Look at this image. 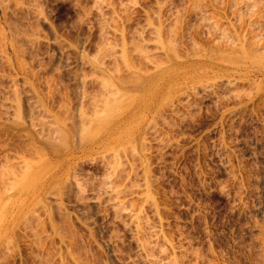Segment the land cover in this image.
Returning a JSON list of instances; mask_svg holds the SVG:
<instances>
[{
    "label": "rangeland",
    "instance_id": "rangeland-1",
    "mask_svg": "<svg viewBox=\"0 0 264 264\" xmlns=\"http://www.w3.org/2000/svg\"><path fill=\"white\" fill-rule=\"evenodd\" d=\"M0 1L6 3L0 4V33H2L5 29V37H7L9 42L11 43H15L17 41L16 43L18 45H20V43L21 45L26 43V45H23L24 47H30V45L33 47L35 46L34 49L38 47V51H36L37 49L34 50L32 47H30L29 50V52H31L30 56L34 53H37L38 56H35L36 54H34L33 57H28L32 60L34 59V57H36L35 60L30 63L33 64L38 60L42 64L40 65L39 62V65H37V62V64L34 63L33 65H36V68L31 64L33 68L37 70V78L36 81L33 82L35 84H39L38 89H41L39 88L41 86L43 88L42 90L46 91L48 90V86H52L50 84L47 86V83H44L45 81L48 83L50 82L51 78L49 80V78L46 79L44 77H48V75H51L52 73L57 75L59 77V80H61L57 83L59 85V88H57L60 90L56 88V91L54 90L53 92L57 93V90L60 92L63 91L67 93V97L63 92L62 93L64 95H60L58 94V92L54 95L55 97L53 96L55 99L51 97L52 99L50 98V100H48V103L50 102L49 105L54 107L57 105L56 107H58V103L61 102L60 99H62L63 96H65L64 101H67V98L70 97L68 101L71 100V103H69H73L72 105H74L77 98V89H75L76 82L75 79H73V71L75 68L76 70L78 68L79 71L81 67L78 66L75 62V59L77 58V55L74 54L75 48H71V50H73L72 52L70 49H68V52L66 48H64L63 50L61 46L59 47L60 44L58 43H60V41H62L61 43H63L64 41V44H66V42L72 41L73 44H76L74 46H82V48H85L86 50H84L89 53H93L95 51L96 47L101 43L100 37L96 35L98 34L99 30V21L98 26L95 25L97 22L96 19L100 20V16H97V14L92 9V11L95 13V15H93L92 12V16H97V18L92 17L91 13L89 12L91 18L89 22L91 23L87 25L86 21H84L86 20L87 16L86 14V17L83 16L84 12L81 13L82 8H80V6H82L87 7V9H91L90 6L92 4V0ZM209 1L206 0L202 2H205V5L207 6L206 3H208ZM235 1L237 4H240L237 2L239 0ZM248 1L249 0L245 1L249 3V5L246 4L245 7L243 5V3L245 2L242 3L241 0L239 1L242 3L240 6L236 3L234 4L233 0H213L211 2L212 5L208 4L209 9H207L208 6L205 7L203 5L204 7H202L204 9L201 8L196 11L195 9L199 8L201 0H193V2L197 3L196 5L194 3L195 8L193 9L191 8L193 7L192 0H167V2L164 0V2H166L167 4L169 2V4H171V7L173 6L175 8L174 9L172 7V10L174 12L171 9H168L169 11L171 10L170 13H174L172 14L173 16L170 15V13L165 14L166 9L168 8L167 6L169 5L165 4L167 6L164 9V17L166 16L167 19L169 18L168 20H166L165 18L166 23H168L170 19L172 20H170V23L173 22V19H175L174 17L176 16L180 17H176L177 19H179V21H177L178 23L181 22L184 26H181L183 32L180 34V39H178V46L180 48V51L183 53L188 49L189 51H198L200 46H203L207 49L209 47H212L211 45L215 44H212V40L214 39L211 40V38H213V34L215 35V32L213 34L212 32L215 30H212L214 28H211L209 27L210 25H207V22L210 23V21H207L205 23V17H203V19L196 18L200 16L196 13L203 10L205 11L203 12L205 15L208 12V14L206 15L207 17L209 15H212V17L210 16L211 19L215 17V19L212 20H216L218 18V24L223 25H220V27L228 28L225 29L226 32H228L227 34H229L231 31V34H229V36L231 35L232 37H230V46L236 39V41H239H235V43H244L245 47L248 46L246 47L247 49L252 48L253 50L254 47H256L254 45H257L261 41V37L262 41L264 40V9H262L264 7L261 5L259 7V0H257L258 4H254L253 1ZM115 2H117L116 5L119 4L118 0H112L113 4H115ZM141 2L144 6H149L151 4H154L155 0H145ZM190 2L192 3L191 6ZM250 2L256 5L255 7L253 5L255 9V11L253 10V12L251 11L253 7L250 6L252 5L250 4ZM33 3L37 6L42 5L40 10L42 9L41 11L43 12L41 14H43V16L30 10V6H32ZM24 5H29V7L27 6L26 8V6ZM105 5L106 4H104L103 7H105ZM197 5L199 6L197 7ZM235 5L239 7L237 8ZM1 7L5 8L2 9ZM243 7H245L246 9H244ZM211 8H214L215 10L213 9L214 11H212ZM259 8L262 9L261 18H257V16L260 15L256 14L260 12ZM236 9L237 14L235 13ZM238 9L241 11L239 12ZM247 9L250 10L251 13ZM135 10V13L133 11L129 12L130 14L132 13L131 16H134L133 18H130L131 16L128 13V15L130 16L128 20H130L131 23L129 21L126 22V24L128 23L127 26L129 25V23L131 26L136 24V22L143 23V13L142 11H140L141 9H138V11ZM193 10L194 12H196L194 13ZM177 11L179 12L177 13L178 15L176 14ZM254 12H256L255 14L257 16L251 15ZM239 13L240 15H238ZM170 16L172 17L170 18ZM81 17H84L85 19ZM253 17H255L256 19ZM80 19L83 21H81ZM208 19L209 17L206 20ZM251 19H255L254 21L261 20V24L260 22H258V24L257 21L253 22ZM250 20L252 22H250ZM83 22L85 25L83 24ZM249 22L251 24H249ZM255 23H257L256 25H261L262 27L258 26V30V27L255 25ZM90 24H94L95 29L92 27V25L89 26ZM31 26L32 28H35L33 29V31L31 30ZM204 26L206 28L208 26V28L204 29ZM128 27H126L127 31ZM210 28L212 31L209 32ZM260 28L263 29L261 31V34H263L261 37L259 36L261 35L259 32L261 30ZM20 29L21 31L23 29L21 35ZM36 29H39V32H37ZM25 30L26 32L27 30H31L28 32L29 34L33 32L35 33L36 31L37 34L39 33L38 36L41 37L42 40H40L39 38L38 41L36 40L35 45L30 43V45H28V40L20 38V36L25 37L22 35ZM26 32L24 35L27 34ZM208 32L211 33L212 36H210ZM255 33H258L257 35L259 37ZM3 34H1L0 37L3 38V36L5 35ZM9 34H12L13 37L15 36L14 39L19 36L18 38H20L21 40L18 38V40H12V35L10 36ZM16 34L18 35L16 36ZM254 34L255 36H257L255 37L256 39H260L259 41L258 39H254ZM234 35H236L237 37ZM54 36L57 37L55 38ZM5 37L3 38L5 40H3V43L2 40H0V105L3 100V102L5 101V103L2 102V104L6 107H9L6 103H10L9 101H11L10 99H12V97H9L10 99L7 98V91L9 92V90L13 86H10V88L7 87L9 83L15 86V83L10 81L11 77L17 80H15V82L17 86H19V81L24 82L23 76H26V74L23 73L21 69L17 68V70L22 71H20L22 74H16L18 72L14 68L17 66V62L16 59L15 62L13 60L15 58L13 46L17 47L18 45L15 44V46L14 44H12L7 47L8 44L6 43V46H4V42L8 41ZM111 37L112 36H110V38ZM193 39H195V41H198L197 45L199 46L196 50L195 48L197 47L195 46L197 45ZM252 40L257 41L255 42L256 44H253L254 42ZM191 41L193 46L195 44V48H193V46L192 48H190L192 44L190 45L189 42ZM221 41L219 43L222 48V46L224 47L226 46V44L225 42H223L224 39L222 41L223 43ZM37 42L38 44L36 45ZM249 43L251 44V47L249 46ZM260 43L263 47L260 46V44L259 46L261 49H263L261 50L259 48L258 50H261L263 52L264 43ZM1 45H3V48ZM227 45L229 46L228 42ZM228 46L224 47V49L226 50ZM232 47L233 46L229 48ZM3 49L4 51L7 49V52L10 51L11 55L9 53L8 56L6 51L2 52ZM9 49H12L13 53ZM33 50L34 53H32ZM61 50H63L62 53ZM227 50L231 52V49ZM192 51L189 52V54L192 53ZM235 51L236 49H234V51L232 50L231 54H233V52ZM237 51L239 53L238 48ZM254 51L257 52V47L254 49ZM1 52L4 54L6 53L5 55L8 56V58L10 57L9 59H11L12 56L14 65L11 60L9 61L10 63L7 62L8 60ZM65 52L67 53V55ZM27 54L29 55L28 52L26 53V55ZM40 56L42 58L41 61L39 60ZM64 57H68V59ZM60 59H62V62ZM63 60H65L66 63H64ZM66 60H69L70 63H68L71 65L67 64ZM29 61L30 60H28V62ZM11 65L15 67L12 66V68L10 67ZM37 66H40L41 68H38ZM86 69L89 68L86 67ZM14 70L16 71V73ZM257 71L258 70H256L255 72L251 71L250 74H246L245 72L231 73L229 76L221 74L210 79H208V77L206 78L205 75L200 73L193 79L183 80L181 85H178V87L175 86L167 88L165 93L167 94V99L161 104L159 114L155 116L154 125H152V128L148 131L146 136V148H143V150H145L143 151L145 153L143 158L144 163H142L143 165L138 162V159L140 158L136 154V152L138 151L136 146V149H134L137 151L134 152L133 150L134 154L132 150L129 149L131 147H126V145L129 146V143L124 145L120 149L124 150L126 147L125 153H127L124 154V151L122 150L123 152H121L123 154H120L121 152L119 151L118 155H120V158L125 159L123 160L124 162H122L123 167H121V170L119 169L121 171L119 172V174L121 175L117 176L118 178L114 176L115 178H117V180H115V184L113 185L114 180L111 179L113 180L111 184L114 187H119V185L120 187L123 186V191L119 187L121 190V194L119 193V198H123L121 199L126 202L128 209L132 210L134 208L133 210L138 211V209H141L143 211L144 208L145 211L142 215L144 216V218L149 217L148 219L145 218V220L147 219L148 222L150 221L149 223H152L151 225L154 224L155 227L159 223L163 226L161 227L159 226V224L157 227H159L161 231L164 230V232L162 233H164V236H166L165 238L169 242L171 241L170 243H173V248H176V252L173 251L176 255L174 256H178V258H175L173 256L172 250H166L168 247H170L168 246L165 248V253L162 252L165 255H163L162 253L159 254V250L158 252L155 251L156 254L158 253L162 257V260H166L172 255L171 257L173 259L175 258L176 260H178V264L179 262L180 264H264V75L259 74V72ZM19 75L22 76V78ZM15 77L19 78L17 79ZM39 77H41L42 79L40 78L41 80L38 81ZM58 77L55 78L56 81ZM44 84L46 87L44 86ZM19 87L22 88L23 84H21ZM5 92L7 94H5ZM25 92L27 91H24L22 93ZM22 95L20 96V98L23 97L21 99V105L23 106L22 109L24 112H22V115H24L25 118L28 116V119V114H30L28 113L30 110L28 108L29 106L26 107V97H28V94L26 93V97L25 94ZM3 96H5V99L9 101L6 102ZM64 101L62 99V103L68 104V102ZM72 105L69 106L72 107ZM10 111H12V109H9V111L7 112L9 113ZM4 112V107H2L1 105V120L4 121L5 119H8L7 117L9 116V118H11V115H9L11 113H9L8 116L7 113ZM19 132L10 127H0V157L4 158L5 154H7L8 157L10 156L12 158L16 154H25V152L27 153L29 151L28 141H26L27 139L24 137L23 133ZM130 144H132V146L134 147L133 143ZM130 151L132 152V154L128 156L129 153H131ZM108 154L109 155H107L106 158H103L100 155L101 157H91L89 159H84L79 163L76 172L81 177L79 178L78 176V178L82 181L81 182L79 180L81 188L84 187L82 190L83 192H85L86 198L82 196L84 195L82 191L79 192L77 190L78 188L76 187V185H74L75 183H72L66 189V194L61 202V205L63 206L59 207L57 205L56 207L57 209L61 208V211H57L55 208V204L53 205L55 208L53 209V217H55V219H58V221L61 223L63 218L66 217V213L68 212L67 215H69L68 218L70 219L69 225H72V227L70 225L71 228L75 227L74 231L75 233L77 232L76 238L79 237V239H77L78 241H69L70 238H68V236H72L73 230H71L68 226L67 227L69 228V230L68 228L67 230L71 231V233L68 231H63L67 234L65 235L64 233L65 237L63 236V238H68V240L61 238L62 233L60 231L62 230V228L59 229V232L56 235L52 231V226L50 227V220L45 216L43 219H48L44 221L46 223V231L48 232H44L42 235L43 238L41 244L43 245L39 247L36 246V244L34 245V242L32 241L33 238H30V233H28L26 230L24 231L23 229H21L20 233L17 236L18 239L16 241V245L9 248V253L7 251L5 252V254L7 253L6 255L2 254L0 256V264H68V262H70V264H73L74 262L73 260H71L72 258L69 257L71 255H69L68 253L71 251V249L75 253L83 252L82 256L83 258L85 257L88 260V264H146V262H144L145 260H143V258L141 259L142 255L140 256V251H138L139 246H137V236L135 234L134 227L131 226L130 228V226L123 225V222H126V219L127 223L129 222V217L127 215H124L126 214V212H123L122 215L118 214L115 216L111 206H108L111 204L114 198L111 197L109 199L107 198V194L104 195V193H106L104 192L105 185L110 184L108 183V180L110 179V177L108 176V173L110 171L109 165L111 166L113 163V154ZM110 155L111 157H109ZM132 155L135 157H132ZM134 158L136 159V162H138V164L140 163V165L137 166V164L134 163ZM129 160H132L131 162L133 164ZM147 163L148 166L146 165ZM130 165L136 166L135 169L133 166V172L130 168ZM122 169L124 170L122 171ZM130 170L132 173L131 176H129L131 178L130 181L132 180V182H130L128 179ZM146 172H150V175ZM144 182L146 183V187H143ZM124 185H126L127 187H125ZM148 185L149 187H147ZM107 188L108 186L106 187V189ZM145 188L147 192H150L149 194H152V197H150L151 199L149 200L153 201V203L150 202V205L148 201L145 202V197L144 200L140 199L143 198L141 196L143 194L142 191H144ZM138 190L141 191L142 194H140ZM77 191L82 194L77 193ZM78 194L81 195L82 198H85V200H81V196H79ZM96 196L97 201L95 198ZM127 198L129 201H131L129 202L128 200H125ZM99 200L101 201L98 202ZM63 211L66 213H63V218H61L60 216ZM42 212L44 211H40V214L44 216V213ZM58 212L61 213H59V218ZM119 215H121V217H119ZM68 218L66 217L67 222ZM119 220L121 222H119ZM151 225L149 226L150 229L148 228V226H146L147 230L149 229V232L146 231V229L144 230V232L146 231L148 235L147 236L145 233L144 236L148 237L149 240L150 238H153V236H150L151 234H149L151 233L150 231L152 229H157V227H153L151 229ZM68 233H70L71 236L70 234L68 235ZM71 238L73 239V236ZM160 240H163V238ZM160 240L156 242L153 238L150 241H153L152 244H154V241L157 244H162V241ZM66 242L68 244H66ZM69 243H75V245H70ZM157 244L154 245L156 246V249H159L157 247L159 245ZM78 246L81 248H85L86 246V249L82 248V251ZM161 246L163 248L164 244ZM64 251L68 253L67 258V254H62L65 253ZM72 251L71 254H73ZM84 253L86 255H84ZM58 256L61 260L65 258L62 261L66 262L68 257L69 260H67L68 262L66 263H62V261H60L59 259V263ZM161 257L158 258L157 256L159 260L161 259ZM87 260H85L86 264ZM162 260H160L159 262L163 263L164 260ZM164 264L169 263L167 261L166 263L164 262Z\"/></svg>",
    "mask_w": 264,
    "mask_h": 264
},
{
    "label": "bare ground",
    "instance_id": "bare-ground-1",
    "mask_svg": "<svg viewBox=\"0 0 264 264\" xmlns=\"http://www.w3.org/2000/svg\"><path fill=\"white\" fill-rule=\"evenodd\" d=\"M4 1H6V0H4ZM13 1H15V0H13ZM33 1H36V0H33ZM141 1H145V0H118L119 4L116 5L117 2H115V4H113L112 0L111 1L110 0L109 1L108 0H92V4L90 6L91 9H87V7L80 6V8H82L81 13L84 12L83 16H85V14L87 16L86 20H84V21H86L87 25L89 23H91L89 21L91 19L90 13L92 16V12H93L92 9L97 14V16H100V20L96 19L97 22L95 25L98 26V21H99V26H98L99 30H98V34H96V35H98L100 37L101 43L98 46L96 45L97 47H96L94 52L92 51L93 53H91V52L89 53V52L85 51L86 49L82 48V46L81 47H78L79 45L74 46L76 44H73L72 41H71L72 44L70 41H69L70 43L65 41L66 44H64V41H63V43H61L62 41H60V43H58V44H60L59 47L61 46V48H63V50H64V48H66L68 52H69L68 49L71 50V48H75L74 50L76 53L74 52V54L77 55V58L75 59V57H76V55H75L74 59L76 60L75 62L77 63V65L81 67V69L79 71H78V68H77V70L75 68L73 71L74 72V75H73L74 78L73 79H75V82H76L75 83L76 84L75 89H77L76 90L77 91L76 92L77 98H76V102L74 105H72L73 103L70 104L71 100L68 101V99H70V97L67 98V101H64V97L65 96L67 97V95H66L67 93H65L61 90L65 94V96H63V97L61 96L63 101L68 102V104L72 105V107L69 106L67 103H62V99H60L61 102L58 103V107H56L57 105L55 106L56 108L54 106L49 105L50 102L48 103V100H50L51 97H53L58 92H59L58 94H60V95L63 94L62 92L58 91L60 89H58L59 85L57 83H58V81H61V80H59V77L57 75H55L54 73H52L51 75H48V77H44L46 79L49 78V80L51 78V80H50L51 83L50 82L48 83L46 81L44 83H47L46 84L47 86L49 84L52 85V86H48V90L45 89L46 91L42 90L43 88L41 86L39 87L41 89H38L39 84H35L33 82V81H36V78H37L36 77L37 76V73H36L37 70L33 68V66H34L33 64L34 63L37 64L39 61L36 59L37 61H35L32 64L30 62H33V60H35L36 57H34L33 60L29 59V58L31 56L33 57L34 54H36L35 56H38L37 53H34V50L37 49L36 51H38V47H36V49H34L35 46L33 47L30 44L35 45L36 40L38 41L39 38H40V40H42L41 37L38 36L39 33L38 34L36 33V31L39 32L38 31L39 29L38 30L36 29V31L34 30L35 33L33 32V33L29 34L28 33L29 31H31V30L33 31V29H35V28H32V26H31V28H32V29L30 28L31 30H29V31L27 30V32L25 30L24 33L22 34L25 37L20 36V38H24L25 40H28L27 44L30 45V47H32L34 49L32 51V53H34V54H32L31 56H30L31 52H29L30 47L25 46L26 47L25 48L23 46V45H26L25 42H23L25 44H22V45L20 43L21 46L16 43L17 41L15 43L14 42L11 43V42H9L8 38L5 37L6 36L5 29H4L5 32L3 31L2 33H0V36H1V34L4 33L5 35L3 34L4 35L3 38L5 37L8 40V41L6 40L7 42H4V46H6V43L8 44L7 47H9V45H12V44L18 45L17 47L13 46L14 52H15V55H14L15 58L13 60L15 62V59H16L17 66L16 67L13 66L14 62L12 61V56H11V59H9L10 57L8 58L9 53H10L9 50H11L13 53L12 49H9L8 50L9 52L6 51L7 49L5 50L6 53L8 54V56L5 55L6 53L5 54L2 53V52H5L4 49L1 53L4 54V57L8 60L7 62H9L11 60V62L13 63V65H11L10 67L13 66V67H15L14 69H16V68L21 69L23 71V73L26 74V76H23L24 82L19 81L20 85L23 84L22 88L19 87L20 85L17 86V84L15 82L16 79H14L13 77H11V79H10L8 77L10 79V81L15 83V86L11 85L9 83L7 88H10V86L11 87L13 86L14 88L12 87L10 90L8 89L9 90V92L7 91L8 94L6 92H5V94H7L8 99H10L11 97H12V99H10L11 101H9V100L5 99V96H3L4 100H6V102L9 101L10 103H6L7 106H9V107H6L5 105L2 104V102H3V100H2L1 105H2V107H4V110H5L4 113H7V115L9 113H11V114H9V115H11V118H9L10 116L8 115L9 116V117H7L8 119H5L4 121L0 119V127L1 128L10 127V128L17 130L18 132L20 131L19 133L24 134V137L27 139L26 141H28V145H29V151L27 153L25 152V154H20V155L16 154L12 158L10 156H9L10 157L9 158L7 154H5L4 158L0 157L1 158L0 159V256L2 254H5V252H7V251L9 253V251H10L9 248L16 245V241L18 239L17 236L20 233L21 229H23L24 231L26 230L28 233H30V238L31 237L33 238L32 241L34 242L33 243L34 245L36 244V246H38V247L42 246L43 245V244H41L42 238H43L42 235L44 232H48V231H46L47 229H46V225H45L46 223L44 222L45 220H48V219L50 220V222H51L50 227L52 226L51 227L52 231L56 235L58 234L59 229L62 228V230L60 231L62 233V237H61L62 239H65V238H63V236L65 237V235H67L65 232L68 231L69 228L74 231L75 227L71 228L72 225L70 224L71 227L69 225L70 219L68 218L69 215H67L68 212L66 213L63 211L62 214L60 212H58V218H59L60 214H61L60 217L63 218V213H66V217L68 218V222L66 221V217H64L63 220L60 218L62 220V223H61L58 221V219H55V217H53V213H54L53 209H55L57 207V205L59 207L63 206V205H61V202L64 199V196L66 194V189L68 186H70V184L75 183L74 185H76V187L78 188L77 190L79 192L80 191L83 192L82 189L84 187L81 188V185L79 182V180L81 181V179H79L81 177L76 172V169L79 166V163L84 159H89L91 157H96V156L97 157L102 156L103 158H106V156L109 155L108 153L113 154L112 155L113 156V159H112L113 163L111 166L109 165L110 171L108 173V176L110 177V179L108 180V183H110V184H106V182H107V179H106V182H105L106 185L104 188V190H105L104 192H106V193H104V195L107 194V198L110 199L112 197L114 199L110 205H108V204L107 205L111 206V208L114 211L115 216L118 214L122 215L123 212L124 213L126 212V214H124V215H127L129 217V222L127 223V219H126V222H123L124 223L123 225L130 226V228H131V226L134 227L135 234L137 236L136 237V240L138 243L137 246H139L138 251H140V253H139L140 256L142 255L141 259L143 258V260H145L144 262H146V264L147 263L148 264H159L160 263L159 261L162 260V257L159 255L160 253H162V252L165 253L166 250L170 249V250H172L173 256L175 255L174 253L176 252L175 251L176 248H173V246H174L173 243H170L171 241L169 242L165 238L166 236H164V233H162V232H164V230L161 231V229H159V227H157L160 223L158 225H156L157 229H152L153 227L154 228H156V227L154 224L151 225L152 223L150 224L149 223L150 221L148 222L147 219L149 217L148 218L145 217V218H147L145 220L144 216L142 215L143 212L145 211L144 208H143V211L141 209H138V211H137V210H133L134 208L131 206L133 209L131 208L132 210H130V209H128V207L126 205V202L124 200H122L123 198L122 197H121L122 199L119 198L120 194H121V190L123 191V189H122L123 186L120 187V185H119L121 190L118 186L117 187L113 186L115 184L114 183L115 180H117V178H118L117 176L121 175V174H119V172H121L120 171L121 167H123L122 162H124L123 160L125 159V158L124 159L120 158V155H118L119 151L121 152L123 149L122 150H120V149L124 145L129 143V146L126 145V147L127 148L131 147L129 149L132 150V152H133V150H134V152L137 151V150H135L137 148L138 151L136 152V154L140 158V159H138V162H140L141 164L144 163L143 158H144L145 153L143 151H145V150H143V148H146L145 147L146 141H147L146 136H147L148 131L152 128V125H154L155 116L157 114H159V111L161 109V104L167 99V94H165L167 88L175 87V86L178 87V85H181L183 80L193 79V78L197 77L200 73L205 75L206 78L208 77V79L219 76L221 74L226 75V76H229L231 73H240V72L241 73L245 72L246 74H248V73L250 74L251 71L255 72L256 70H258L257 72H259V74L264 75V50L262 52L261 50L263 48L262 49L260 48V46H262L260 42L264 43V40L262 41V37H261L264 33L261 34V31L263 29L260 28L261 30L259 32L261 35H259V36L261 37L260 38L261 41L257 45H254L257 47V52H255L256 50L254 51V49L256 48L254 46H253L254 49L252 50V48L247 49L246 47H248V46L245 47L244 43H239V42L235 43L236 39L235 40L232 39V40H234V42L233 41L232 42L234 43L235 46L232 43L231 46H233V47L229 48V47H231L230 44H231V38L232 37H231V35L229 36V34H231V31L229 34H227L228 32H226L225 29H228V28L220 27L221 24L220 25L218 24V21H217L218 18L217 17H216L217 18L216 20H212V19H215V17L211 19L210 16L212 17V15H209L208 17H209V19L212 20V22H211V20H209V19L206 20L208 18L206 16L208 14V12L206 15L203 13V12H205L203 10L204 9L203 7L204 6L207 7L208 4L210 5L213 0L212 1L210 0L211 2L209 0H207V1H209L208 3H206L207 6L205 5V2H202V1H206V0H201V4H200L201 7L199 5H197V7L199 6V8H197L195 10L197 11V10L203 8L202 9L203 11H201V12L198 11L196 14L200 15L201 17L199 16L196 18L203 19V17H205V18L207 17L206 19L204 18L205 23L207 21H210V23L207 22V25H210L209 27L214 28L212 30H215L212 32V34L215 32V35L213 34V38H211V40L212 39L215 40V42H214V40H212L213 41L212 44L215 43L214 44L215 46L210 44L212 47H209L207 49L204 48L203 46H200L199 50L195 51V52H194V50L192 51L190 49L193 53V56H192V53L189 54V52H191V51H189L188 48H187L188 50H186L183 53L180 51V48L178 46V42H179L178 39H180L179 38L180 34L183 32L181 26H184L181 22L178 23L179 19H177V18H180V17L175 15L177 17V18L174 17L176 19V21H175V19L172 18L173 22H171V23H170L171 19L168 21V23H166V21H165V18H166V20L169 19V18L167 19L166 16L164 17V9L169 4V2L167 4L166 3L167 0H165L166 2H164V0L163 1L162 0H155L154 4H151L149 6L148 5L144 6ZM195 1H198V0H195ZM234 1L235 0H233V2ZM239 1H237V2L240 4H237L236 1L234 2V4L236 3L237 5L240 6L243 2H245L247 0H245V1L241 0L242 3ZM249 1H253L254 4H258L257 0H256V2H255V0H249ZM261 1L259 0V3H260L259 7H260V5L264 7V5H262V4H264V2H263L264 0L262 1L263 3ZM192 2H193V0H192ZM199 2H198V4H199ZM2 3L6 4L5 2L0 1V4H2ZM16 3H17V1H16ZM18 3H20V2H18ZM34 3L32 6H30V8H31L30 10H32L34 13L41 14L43 12V11H41L42 9L40 10L42 5L40 4L41 6H37ZM36 3H38V2H36ZM88 3H90V2H88ZM194 3H195V5L197 4L196 2H193V4L190 2V6H191V4L193 6V7H191L192 9L195 8ZM202 3H204V4H202ZM104 4H106L105 7H103ZM165 4H167V5H165ZM246 4L249 5V3H247V2L243 3L244 6ZM250 4H252V3L250 2ZM254 4H252L250 6L253 7ZM169 5H170V7H169ZM169 5L167 6L168 8L166 9L165 14L170 13V11L172 10L173 6L171 7V4H169ZM24 6H26V5H24ZM27 6L29 7V5H27ZM27 6H26V8H27ZM239 6H236V7L238 8ZM255 6L256 5H254V7ZM20 7H21V5H20ZM245 7H243V8L246 9ZM254 7H253V9L250 8L252 12H253V10L255 11ZM3 8H5V7H3ZM135 9L137 11H138V9H141L140 11H142V13H143L142 14V17H143L142 22L143 23H139V22L137 23L136 22V24L131 26L130 25L131 21L128 20V18L132 15V13L130 14L129 12L130 11L134 12ZM168 9H171V10L169 11ZM207 9H209V6ZM211 9H212V11L215 10L214 8H211ZM262 9H264V8H262ZM262 9L259 8L260 12L257 10L260 14L254 12L251 15L253 16V15L257 14V15H260V16L256 15L257 18H259V17L261 18L262 17V14H261ZM106 10H108V11H106ZM217 10H218V8H217ZM167 11H169V12H167ZM236 11H237V9L235 10V13H236ZM240 11L241 10H239V12ZM248 11L251 13L250 10H248ZM78 12H79V10H78ZM94 12H93V15H95ZM173 12H171L170 15L174 14ZM193 12H194V10H193ZM88 13H89V15H88ZM128 13L130 16L128 15ZM177 13H179V12L177 11L176 14ZM241 14H242V12H241ZM41 15L43 16V14H41ZM203 15H205V16H203ZM238 15H240V13ZM97 16H95V17L97 18ZM172 16H170V18ZM92 17H94V16H92ZM133 17L134 16H131L130 18H133ZM81 18H84V17H81ZM253 18H255V17H253ZM126 19H127V21H126ZM132 20H135V19H132ZM251 20H250V22H252V21L256 22L257 21V20L256 21H254V20L251 21ZM81 21H83V20H81ZM93 21H95V20H93ZM128 21L130 22L128 25L130 27L127 26L128 23L126 24V22H128ZM213 21H215V22H213ZM260 21L258 20L257 23ZM250 22H249V24H251ZM180 23H181V25H180ZM257 23H255V25ZM83 24H84V22H83ZM260 24H261V22H260ZM91 25L92 24H90L89 26H91ZM95 25L93 24L92 27L94 28ZM252 25H254V24H252ZM97 26H96V28H97ZM205 26H206V24H205ZM205 26H204V29H207L208 26H207V28ZM221 26H223V25H221ZM256 26L262 27L261 25H256ZM126 27H128V31L126 30ZM259 27H258V30H259ZM211 28L209 29V32L212 31ZM0 31H1V27H0ZM22 31H23V29H22ZM22 31L20 29V35H21ZM91 31H92V28H91ZM25 32L27 33L26 35H24ZM54 32H56V31H54ZM16 33H17V31H16ZM258 33H255V34L257 35ZM18 34H19V31H18ZM18 34H16V36ZM209 34H210V36H212L211 33H209ZM255 34H254V39L255 40L258 39V41H259L260 40L259 38H257V39L255 38L258 35L255 36ZM236 35H234V36H236ZM110 36H112V37L110 38ZM18 37L19 36H17V38ZM1 38L2 37H0V40H2V43H3L4 39L3 38L1 39ZM11 38H12V40L20 39V38L14 39L15 36L13 37V35L11 36ZM9 39H10V37H9ZM24 39H23V41H24ZM223 39H224V41H223ZM63 40H64V38H63ZM193 40L197 45L198 41H195V39H193ZM221 40L223 42H225L226 46H228L227 42L229 43V46L227 47V49H231V52L226 49L228 51L227 52L224 49V47H226V46H224V47L222 46V48H221L220 43H219ZM10 41H11V39H10ZM237 41H239V40H237ZM253 42H254L253 44H256L255 42H257V41H253ZM9 43H11V44H9ZM189 43L191 45L192 41ZM37 44H38V42L36 43V45ZM95 44H97V43H95ZM259 44H260V46H259ZM1 46L3 48V45H1ZM192 46H193V44L191 45L190 48H192ZM194 46H195V44H194ZM194 46H193V48L197 47V48H195V50H196V49H198L199 45H197L195 47ZM249 46L251 47V44ZM7 47H4V48H7ZM237 48L239 49V53L237 51ZM259 48L261 50H258ZM234 49H236L235 52H237V53L233 52V54H231L232 50L234 51ZM63 50H61V53ZM26 51L29 53V55L27 54L28 56L26 55V53H27ZM72 51L73 50H71V52ZM258 52H260V53H258ZM10 55H11V53H10ZM66 55H67V53H66ZM61 57H62V55H61ZM1 58H3V57H1ZM27 58H28V60H30L29 62H28ZM64 58L68 59V57H64ZM38 59H39V57H38ZM41 59L42 58L40 56L39 60L41 61ZM60 60L62 62V59H60ZM63 61H64V63H66L65 60H63ZM68 62H69V60L67 61V64L70 63V62L69 63ZM39 63L37 65H39ZM40 65H42V64L40 63ZM69 65H71V64H69ZM75 66H73V67H75ZM7 67H9V66H7ZM37 67L41 68L40 66H37ZM86 67H88L89 69H86ZM20 71L17 70L18 73H16V71H15V73L19 74L22 72V71L21 72ZM73 72H72V74H73ZM227 72H230V73H227ZM38 74H39V71H38ZM54 75H55V77H54ZM20 77L22 78V76H20ZM30 77H31V79H30ZM41 77H39L38 81L42 79ZM56 77H58L57 81L55 79ZM15 78L18 79L19 77H15ZM44 86H45V84H44ZM56 88L58 89L57 93L53 92L54 90L56 91ZM24 91H27V92L22 93ZM3 93H4V91H3ZM11 93L13 96L11 95ZM26 93L28 94L27 95L28 97H26ZM9 94H10V96H9ZM22 94H25L26 101H27L26 107L29 106L28 108L30 109L28 112V113H30V114H28L29 115L28 119H27L28 116L25 118V116L22 115L24 113L23 109H22L23 106L21 105V103H22L21 99L23 97L20 98V96ZM3 103H5V101ZM9 109H12V111H10L8 113L7 111H9ZM23 116L25 119L23 118ZM21 137H23V136H21ZM130 143H133L134 147ZM135 146H136V148H135ZM126 147L123 150L124 152L122 151L124 154L127 153V152L125 153ZM122 152L120 154H123ZM132 152L129 153L128 156H130V154H132ZM134 152H133V154H134ZM109 157H111V155ZM124 157H125V155H124ZM132 157H135V156L132 155ZM9 160H10V163H9ZM126 160H128V159H126ZM134 160L133 161L135 164H137V166L140 165V163L138 164V162H136L135 158H134ZM146 165L148 166V163ZM133 166H134V169L136 167L135 165H132L130 167L131 170H132ZM123 170L124 169H122V171ZM131 170H130L128 176L129 175L131 176V173L133 172V170H132V172H131ZM148 171H150V170H148ZM147 174L150 175V172ZM78 176H79V178H78ZM114 176L117 178H115ZM130 176L128 177L129 181L131 179ZM112 177H114V178H112ZM111 179H113L114 181ZM112 181H113V185L111 184ZM130 182H132V180ZM145 182H146V178H145ZM145 182L143 183L144 184L143 187H146ZM148 182H149V178H148ZM149 185L147 187H149ZM107 186H108V188L106 189ZM124 186L127 187L126 185H124ZM139 188H141V187H139ZM137 189H138V187H137ZM133 190H134V188H133ZM78 191H77V193H79ZM141 191H142V189H141ZM141 191H139V192H140V194H142V192H143V194L141 196L143 198H140V199L144 200V197H145V200H146L145 202L148 201L149 205L151 203H153V201L149 200V199H151L150 197H152L151 196L152 194H149L150 192H147L146 188L144 191H142V192ZM139 192H138V194H139ZM151 192H152V190H151ZM79 194H82V193H79ZM83 194L84 195H82V196H84L86 198L85 192H83ZM79 196H81V195H79ZM82 196H81V198L80 197L79 198L81 200H83V199L85 200V198H82ZM97 196L95 197L96 201H97ZM125 200H128V198ZM152 200H153V198H152ZM100 201L101 200H99L98 202H100ZM54 204H55V208L53 206ZM129 205H131V204H129ZM60 209L56 208L57 211ZM40 211H44V212H42V213H44V216L42 214H40ZM121 215H119V217H121ZM45 216L48 219H46V218L43 219ZM159 218H161V217H159ZM159 218H158V220H159ZM84 221H85V219H84ZM145 221H147V222H145ZM119 222H121V221L119 220ZM149 224L151 225V229H152L150 231L151 233H149V234H151L150 236H153V238L156 242H158L162 238L164 240V243H163V240H160V241H162V244H159V243L157 244L154 241L155 245L156 244L159 245V246H157L159 249H156V246L154 244H152L153 241H150L153 238H150V240H149L148 237L144 236L146 231H148L150 229ZM146 226H148V228H149L148 230H147ZM159 226L163 227L161 224ZM67 228H68V230H67ZM145 229H146V231L144 232ZM63 231H65V232H63ZM73 231H72L73 239L71 238L72 237L70 234L71 231H68V232H70V233H68V235L70 234V236H71V237L68 236V238H70L69 239L70 242H72V240H74V242H75V240L78 241L77 239H79V237L76 238L77 232L75 233V231H74V234H75V239H74ZM64 233H65V235H64ZM133 234H132V238H133ZM146 235H147V233H146ZM68 238L65 240H68ZM78 243H76V244H78ZM104 243H105V241H104ZM113 243H115V242H113ZM66 244H68V243L66 242ZM72 244L75 245V243H72ZM72 244H70V245H72ZM163 244H164V246L162 248L161 245H163ZM82 246H83V244H82ZM168 246H170V247H168ZM166 247H168V248L165 250ZM82 248L79 247V249H81L83 251V249H86V246H85V248H83V249ZM158 250L160 252H159V254L157 253L158 254L157 255L155 253V251L158 252ZM71 251H72V249H71ZM71 251L70 252L67 251V252L69 253V255H71L69 257L72 258L71 260H73V262H74L73 264H86L85 260H87V259L85 257L83 258V256H82L83 252L75 253L72 251L73 254H71ZM84 251H86V250H84ZM173 251H175V252H173ZM68 253L65 252L62 254L63 255L67 254L66 255V258H67ZM62 254H61V256H62ZM84 255H86V254L84 253ZM163 255H165V254H163ZM157 256H158V258L161 257V259L159 260L157 258ZM171 256L170 257L168 256L169 257V258H167L168 260L166 259L168 261V263L169 264L170 263L171 264H178V260L175 259V258H178V256L175 257L176 256L175 255L174 259ZM69 257L67 260H69ZM59 259L60 258L58 256V261H59ZM63 259H65V258H63ZM170 259H171V261H170ZM62 260L60 259V261H62ZM67 260H66V262H68ZM166 260H164L165 263L167 262ZM60 261H59V263H60ZM63 262H65V261H62V263ZM164 262L160 263V264H164ZM68 264H70V262H68ZM87 264H88V260H87ZM126 264H128V263H126ZM179 264H180V262H179Z\"/></svg>",
    "mask_w": 264,
    "mask_h": 264
}]
</instances>
